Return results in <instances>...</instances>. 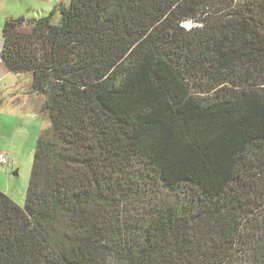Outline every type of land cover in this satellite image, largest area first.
Here are the masks:
<instances>
[{"label":"trees","instance_id":"1","mask_svg":"<svg viewBox=\"0 0 264 264\" xmlns=\"http://www.w3.org/2000/svg\"><path fill=\"white\" fill-rule=\"evenodd\" d=\"M2 58L50 126L0 264H264V0L60 2Z\"/></svg>","mask_w":264,"mask_h":264},{"label":"crops","instance_id":"2","mask_svg":"<svg viewBox=\"0 0 264 264\" xmlns=\"http://www.w3.org/2000/svg\"><path fill=\"white\" fill-rule=\"evenodd\" d=\"M60 2L65 6V0H0V83H4L3 91H0V105L3 104L6 96H13L12 103L20 106L21 111L18 110H2L0 112V117L5 116V122L13 128L22 127L23 123V112L24 108L32 106L35 104L38 110L41 112L42 105L44 103V98L31 90L32 80L31 78L26 81L15 82L16 77H24L29 74H15L11 72L7 64L2 58L3 49V27L8 19H25L27 21H34L42 17L47 16ZM58 16V14H57ZM56 16V17H57ZM31 76V75H30ZM7 81H10L7 84ZM27 104H30L27 106ZM32 104V105H31ZM9 121V122H8ZM21 125V126H20ZM3 153H0V155ZM8 160L12 163L11 170L14 169V161H12L7 155H5ZM10 168L4 165H0V190L7 194L17 203H22V190L13 185L12 179L9 177ZM17 174V172H16Z\"/></svg>","mask_w":264,"mask_h":264},{"label":"rangeland","instance_id":"3","mask_svg":"<svg viewBox=\"0 0 264 264\" xmlns=\"http://www.w3.org/2000/svg\"><path fill=\"white\" fill-rule=\"evenodd\" d=\"M71 1L72 0H65L67 7L70 6ZM60 22L61 17L58 15L55 17L53 24L58 25ZM185 26L189 29L194 26V24L188 23L185 24ZM12 77H16L15 82H21L23 80L28 81L32 76L26 75L20 78V76L13 75ZM9 83L10 81H7V84ZM4 88V83H0V91H3ZM12 98H14L12 95L6 96L3 104L0 105V112L2 110H9L10 112L11 110L21 111V108L18 104L15 106L12 103ZM28 105L30 104H27V106ZM22 112V127L13 128L7 123L3 125L5 119L8 118L5 116L0 117V153L7 155L12 161H14V169L11 170L10 168V170H8L10 171L9 177L14 182L13 185L22 190L23 202L21 204L17 202L16 203L21 207H24L38 140L40 134L50 126V121L47 116L38 110L35 104L24 108Z\"/></svg>","mask_w":264,"mask_h":264},{"label":"built area","instance_id":"4","mask_svg":"<svg viewBox=\"0 0 264 264\" xmlns=\"http://www.w3.org/2000/svg\"><path fill=\"white\" fill-rule=\"evenodd\" d=\"M0 165L7 166L8 168H12V163L4 154L0 155Z\"/></svg>","mask_w":264,"mask_h":264},{"label":"bare ground","instance_id":"5","mask_svg":"<svg viewBox=\"0 0 264 264\" xmlns=\"http://www.w3.org/2000/svg\"><path fill=\"white\" fill-rule=\"evenodd\" d=\"M186 24H188V23H186Z\"/></svg>","mask_w":264,"mask_h":264}]
</instances>
